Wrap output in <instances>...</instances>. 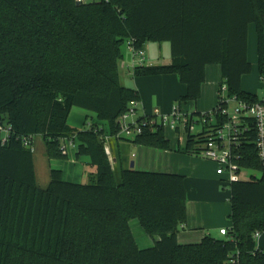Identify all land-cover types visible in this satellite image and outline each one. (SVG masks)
Returning <instances> with one entry per match:
<instances>
[{
    "label": "trees",
    "instance_id": "trees-1",
    "mask_svg": "<svg viewBox=\"0 0 264 264\" xmlns=\"http://www.w3.org/2000/svg\"><path fill=\"white\" fill-rule=\"evenodd\" d=\"M263 17L264 0H0V264H264L255 237L264 232V170L253 130L242 138L241 164L259 176L229 184L227 235L197 243L177 241L186 224L184 177L126 167L116 180L105 151L106 134L169 149L152 114L137 119L150 123L140 134L118 137V120L140 101L136 88L120 83L125 45L169 42V64L136 66L133 76L176 74L186 86L179 104L197 102L210 64L220 67L217 93L224 83L226 96L256 102L241 80L252 69L247 26L254 24L264 85ZM72 107L96 114L106 129L70 126ZM205 113L189 117L198 123ZM217 118L195 133L178 128L185 142L176 150L198 154L215 135ZM35 137L48 160L65 158L62 142L73 140L76 157L86 156L94 167V181H65L61 170L50 169L48 185L38 186L33 152L23 146ZM133 219L157 238L153 246H137Z\"/></svg>",
    "mask_w": 264,
    "mask_h": 264
},
{
    "label": "crops",
    "instance_id": "crops-1",
    "mask_svg": "<svg viewBox=\"0 0 264 264\" xmlns=\"http://www.w3.org/2000/svg\"><path fill=\"white\" fill-rule=\"evenodd\" d=\"M157 11L158 13L161 12L160 9H158ZM251 25H253V27L255 28L254 24H249L247 26V58L250 64H251L250 57H253L255 53H256V59H257V35H256V30L254 32V28ZM250 27H252L251 30H250ZM253 32L255 33L254 36H253ZM141 49L145 52V55H146V62L144 64L146 66L166 65V64H169L172 60L169 42H160V43L149 42V43L144 44ZM122 54H123L122 58L118 62V72H119L120 83L124 86H132L136 88L140 95V101L138 102L137 108H136V116H135L136 119L144 115L152 114V112H154L155 109L159 110L161 114L169 115L172 112V110L178 106H179V109L182 111V113H185V114H189L194 111L200 112L199 110H197L196 106L194 107L193 110H189V108L187 107L180 106L181 103L179 104V99L185 95L186 86L180 83L178 76L176 74L134 77L133 72H132L131 77L129 79L125 78V72L120 68V66L123 67L125 63L126 64L128 63L134 70V67H136V58L133 57V55L128 50L126 45L122 48ZM218 69L220 70L219 65H217L216 68L212 67L211 64L205 67V74L208 78L209 86L208 88H206L205 85H202L200 98H202L203 96H206L207 98H210L211 103H213V100L215 99L214 97H216L217 102H218V93H217L218 87L217 89H215L217 80L211 81L212 76L217 72ZM243 77L241 80V89L246 93H250L246 91L243 86V83H242ZM196 103L194 104L196 105ZM199 106H201L200 101H199ZM215 106L211 110H213ZM73 108L74 107H72L71 110H73ZM201 109H205V108H201ZM81 114L83 115V113ZM91 114H94V113H91ZM84 117L87 118L88 115H84ZM99 121L100 122H95V123L99 126H102L104 129H106L107 127L106 122L101 121V120ZM67 122L69 124L68 120ZM69 125L75 128L80 127V126H77L76 124H69ZM80 125H82V123ZM177 134H178V140H177L176 146L177 147L178 145L183 146L185 142V136L183 132H180ZM181 136H182V142H180ZM35 139L36 140L38 139L39 141H41L42 148H43L44 147L43 142L40 139V137H35ZM35 139H34V142H35ZM110 141L111 143L109 144ZM125 142L127 141L116 140L115 138H112L107 134L105 136V146L107 147L110 155L112 151L113 153H115L116 156H118V162H119L120 168L127 167L131 169L129 166V162H130V159H134V162L132 163L135 167V168L133 167L135 170L146 171V172H156V173L179 174L184 177V186L187 192L186 224L184 225L183 229L180 230L177 234V241L179 244L197 243L205 235H209L214 238H221L219 234V230L221 228H225L227 231H229L230 226H231L230 222L228 223L229 226L228 224H226L227 227L223 226V221H222L223 198L221 194L219 193L220 184L218 182V179L220 176L216 174V168L215 170L212 169L210 171H204L203 166H201L198 163V160L194 159L188 154H176V153H167V152H160V151H159L160 152L159 154L161 156V161L153 162L152 160H148L147 156L152 158L153 155L155 154L154 151L147 150L145 149V147L138 146V145L136 146L129 145L130 146V149H129L127 145H125ZM71 148L73 149H71L70 153L76 159L77 158L76 148L75 147H71ZM126 148L130 150L129 152L130 157L128 156V158L124 157L120 152L121 150L123 152L124 150H126ZM135 151H138V157ZM83 157H85L83 163L86 165H90L89 159L86 156H83ZM53 160H56V159L48 160V163H47V177L45 178V180L43 179L44 180L43 185H45V187L49 183V171L50 169H53L51 168L52 167L51 161ZM34 167H35V175H36L37 184L38 186L41 187V184H39L40 177L37 174L35 162H34ZM57 167H59L58 169L62 171V177L65 180L66 178H69V177H71V179H76L77 177H80L79 179L81 180L83 173H84V169L82 168L75 169L73 172L68 171L67 177H66L64 169L60 165ZM75 173L77 174V176L75 175ZM94 173H95V169H94L93 174ZM44 177H45V174H44ZM80 180H71V181L79 183ZM229 197H230V193H229ZM229 197H228V200H229ZM229 212H230V204H229V209L227 212L228 215H229ZM138 236L141 237L140 234H138ZM148 238L149 239L147 240L145 239V241H143L142 247L139 245V243L137 244L136 240L135 242L139 248L153 246L154 241H156L157 238H155L154 240L151 239L150 237ZM256 243L258 247L264 251V232L260 233L256 237Z\"/></svg>",
    "mask_w": 264,
    "mask_h": 264
},
{
    "label": "built area",
    "instance_id": "built-area-1",
    "mask_svg": "<svg viewBox=\"0 0 264 264\" xmlns=\"http://www.w3.org/2000/svg\"><path fill=\"white\" fill-rule=\"evenodd\" d=\"M74 1L84 3L97 0ZM126 46L133 57L136 58V66L144 65L146 62L145 52L142 49H135L131 44ZM226 92V84L223 83L218 92V102L214 111L203 114L200 118L201 121L198 123L195 120L192 121L189 114L182 113L178 107H175L169 115L161 114L157 109L154 110L152 115L162 122L163 127L165 122L174 131L178 128L182 130L187 128L191 133L197 132L200 125L205 123L207 118L212 122L213 119L215 120L218 117L220 124L216 127L215 135L208 138L201 145L198 155L215 164L218 176H227V179L222 181L224 185L228 186L232 181L241 180L243 172L247 171L241 164L244 157L241 142L242 138H247L252 130L256 135L255 150L257 159L264 170V95L261 99L258 98L256 102H249L236 97H228ZM137 104L138 102H131L126 113L118 120V137L133 138L141 133L142 126L150 125L148 121H142L140 125L137 123L135 118ZM23 146L30 148L33 152V145L29 141L25 140ZM75 146L73 140L65 139L62 142L61 150L66 151L68 147ZM248 177L250 178V175ZM219 234L226 236L227 230L221 228ZM258 235L256 234L255 237ZM230 264H236V262L231 260Z\"/></svg>",
    "mask_w": 264,
    "mask_h": 264
},
{
    "label": "rangeland",
    "instance_id": "rangeland-1",
    "mask_svg": "<svg viewBox=\"0 0 264 264\" xmlns=\"http://www.w3.org/2000/svg\"><path fill=\"white\" fill-rule=\"evenodd\" d=\"M253 27V25H251ZM252 27H250V30L252 29ZM254 28V27H253ZM254 32H255V28H254ZM253 32V36L254 33ZM251 60V72L248 75H245L243 77V86L245 88L246 91L255 94V96L259 99H261L264 95V85L262 83V80L260 79L259 73H258V66H257V59H256V53L255 55H253V57H250ZM148 63V62H147ZM212 67H217L216 64H211ZM120 68L125 72V78L129 79L131 77V74L133 72L132 67L127 63L124 64L123 67L120 66ZM213 78V79H212ZM211 81H215L217 80L216 83V87L215 89H217V87L219 86V84L222 82L221 80V75H220V70L218 69L217 72L212 76ZM208 78L205 74V82L203 85H205L206 88H208ZM215 99L213 100V103H211L210 98H207L206 96H203L202 98H198L196 105L194 104V102L192 101H188V102H183L180 104L181 107H187L189 108V110H193L194 107L196 106L197 110H199L201 113H205L209 110H211L216 104H217V99L216 97H214ZM199 101L201 103V106H199ZM201 108H205V109H201ZM83 113V115L81 114ZM153 113V112H152ZM84 115H88L87 118L84 117ZM92 118H91V117ZM69 124H76L78 127V129H81L83 127H88L87 125L90 124H96L95 122H100L96 115L91 114L90 112H87L81 108L78 107H74L73 110H71L70 114H69V118H68ZM82 123V125H80ZM77 128V127H76ZM164 135L165 137L168 139V143H169V149L168 150H163V149H159V148H155V147H150V146H143V145H138V146H142L145 147V149L147 150H151L154 151V155L152 158H150L149 156H147L148 160H152L153 162H158L161 161V156H160V152H167V153H176V154H183L181 152H178L177 149V140H178V134L172 130L169 125L167 123L164 122ZM39 139V138H38ZM35 139V142L33 143V158H34V162H35V166L37 169V174L40 177L39 179V184H41L42 188H45V185H43V181L45 180V178L47 177V163L48 160L47 158H45V153L44 152V147L42 148V144L41 141ZM41 139V138H40ZM180 142H182V136L180 138ZM111 143V141L109 142V144ZM125 145H127V147L130 149L129 145H134L136 146L137 144H133L131 142H125ZM44 146V144H43ZM173 146V148H172ZM71 149L68 147L67 148V156L63 159H56L51 161L52 162V167L53 169H58L59 167L57 166H61L64 169L65 175L67 177V172L71 171L73 172L75 169H84V173L83 176L81 178V180L79 179L80 177H77L76 179H71V177L66 178L65 181H71V180H80L79 183H92L94 181V167H92L91 165H86L83 163L85 157L80 156L78 158L75 159V157L70 153ZM126 148V150H124L122 152V150L120 151L121 154L124 157L128 156L130 157V150ZM105 151L108 153V159L110 161L113 173H114V177L116 180L119 179V162H118V156L115 155V153H113L111 151V155L107 149V147L105 146ZM160 151V152H159ZM135 153L137 154L138 157V151H135ZM171 155V154H169ZM191 157H193L194 159L198 160V163L203 166V170L204 171H210V170H215L216 166L215 164L206 159L203 158L202 156L198 155V154H188ZM134 162V159H130L129 162V166L130 163ZM135 168V167H134ZM133 168V169H134ZM137 168V167H136ZM60 170V169H58ZM45 174V177H44ZM249 174H255L257 176H259L258 173L256 172H251L250 171H245L242 174V177L244 179H246L248 177ZM75 175L77 176V174L75 173ZM44 179V180H43ZM222 179H227V176H220L218 179V182L220 184V189H219V193L221 194L222 198H223V205H222V221H223V226L227 227L226 224H228L230 222V220L228 219V209H229V202H228V197H229V185H224ZM72 182V181H71ZM229 226V224H228ZM130 227H131V231L132 234L134 233L133 236H135V240L137 242V244L139 243V245L142 247V243L143 241H145V239H149L148 235H146L143 230L141 229L139 223L137 220L133 219L130 223ZM138 234H140L141 237L138 236ZM221 238H223V236L220 235ZM147 248V247H145Z\"/></svg>",
    "mask_w": 264,
    "mask_h": 264
},
{
    "label": "water",
    "instance_id": "water-1",
    "mask_svg": "<svg viewBox=\"0 0 264 264\" xmlns=\"http://www.w3.org/2000/svg\"><path fill=\"white\" fill-rule=\"evenodd\" d=\"M133 167H134V165H133V163L131 162V163H130V168L133 169Z\"/></svg>",
    "mask_w": 264,
    "mask_h": 264
}]
</instances>
